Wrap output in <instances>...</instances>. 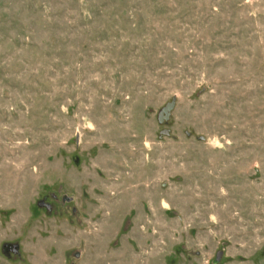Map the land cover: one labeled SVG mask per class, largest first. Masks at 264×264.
Wrapping results in <instances>:
<instances>
[{
    "label": "rangeland",
    "instance_id": "374dc122",
    "mask_svg": "<svg viewBox=\"0 0 264 264\" xmlns=\"http://www.w3.org/2000/svg\"><path fill=\"white\" fill-rule=\"evenodd\" d=\"M0 264H264V0H0Z\"/></svg>",
    "mask_w": 264,
    "mask_h": 264
}]
</instances>
